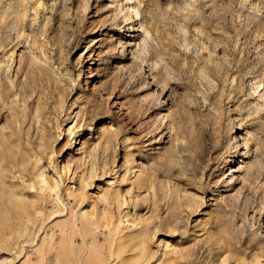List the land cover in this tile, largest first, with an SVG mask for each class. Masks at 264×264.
Segmentation results:
<instances>
[{
  "label": "rangeland",
  "instance_id": "374dc122",
  "mask_svg": "<svg viewBox=\"0 0 264 264\" xmlns=\"http://www.w3.org/2000/svg\"><path fill=\"white\" fill-rule=\"evenodd\" d=\"M0 264H264V0H0Z\"/></svg>",
  "mask_w": 264,
  "mask_h": 264
},
{
  "label": "bare ground",
  "instance_id": "6f19581e",
  "mask_svg": "<svg viewBox=\"0 0 264 264\" xmlns=\"http://www.w3.org/2000/svg\"><path fill=\"white\" fill-rule=\"evenodd\" d=\"M137 0H123V3L124 4H126V5H128V8H131V9H133V3H135ZM131 14H129V16H130ZM132 18V17H131ZM137 29V28H136ZM134 35V34H133ZM135 37H137V35L135 36ZM90 68V67H89ZM83 134V132H80V134H79V137L81 136ZM233 135V134H232ZM232 137V136H231ZM79 138H77V139H75L74 141H75V143H77L79 140H78ZM74 143V144H75ZM242 154H241V157L240 158H244V157H248L249 156V152L248 151H246V150H242V152H241ZM233 161V160H232Z\"/></svg>",
  "mask_w": 264,
  "mask_h": 264
}]
</instances>
